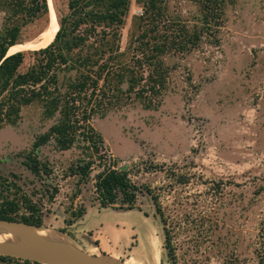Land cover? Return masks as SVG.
Here are the masks:
<instances>
[{
  "label": "rangeland",
  "instance_id": "rangeland-1",
  "mask_svg": "<svg viewBox=\"0 0 264 264\" xmlns=\"http://www.w3.org/2000/svg\"><path fill=\"white\" fill-rule=\"evenodd\" d=\"M1 1L0 32L5 26ZM67 3L51 0L57 22L68 12ZM48 7L46 16L21 27L17 44L40 39L51 21ZM222 8L217 32L206 31L188 51L170 49L158 56L163 86L154 96L147 93L155 100L145 107L136 91L147 81L139 77L151 68L145 53L136 63L135 57L142 58L138 36L144 30L146 38L176 34L179 25H185L182 34L203 28V13L197 0H165L158 26V20L139 19L142 5L130 0L119 52L135 67L136 87L124 105L89 119L102 139L104 160L93 165L86 180L69 176L67 168L85 156L84 150H58L50 138L34 152L51 173L34 175L25 157L55 119L42 117L37 105L27 106L17 124L0 128V175L18 186L7 183L9 189L0 193L27 195L38 205L42 226L61 231L90 254H109L126 264H264V0H229ZM34 47L19 50V72L34 63V51L40 49ZM103 165L126 171L139 188L132 209L99 207L94 177ZM80 209L87 220L124 218L118 223L122 234L98 225L94 233L82 229L77 222L84 214L73 217ZM19 213L27 212L21 208ZM0 264L26 263L14 258Z\"/></svg>",
  "mask_w": 264,
  "mask_h": 264
},
{
  "label": "trees",
  "instance_id": "trees-1",
  "mask_svg": "<svg viewBox=\"0 0 264 264\" xmlns=\"http://www.w3.org/2000/svg\"><path fill=\"white\" fill-rule=\"evenodd\" d=\"M197 1L203 13V28L196 26L182 34L185 25H179L182 27L176 30V34L171 31L162 37L149 38H146L147 32L144 30L136 40V50L142 54L141 60L135 57L136 63H142L146 54L145 62L151 68L148 76L139 77V81H147L136 91L138 98L146 100L145 107L153 105L155 98L152 96L158 94L159 87L163 86L164 71L158 74V56L170 49L188 51L198 44L203 33L217 32L221 25L222 7L229 0ZM139 2L142 14L138 18L148 24L158 20L160 26L165 0ZM129 4L130 0H68V12L58 18L59 27L52 42L34 51V63L26 71L19 72L23 53L17 51L6 55L9 48L19 42L22 26L48 14V1H1L5 26L0 32V128L17 124L23 108L31 105L39 107L42 117L55 119L42 135L35 138L32 154L25 157V165L34 175L49 176L51 173L47 164H40L34 152L50 138L58 150H68L74 146L84 150L85 156L67 168L69 176L78 175L80 180H86L93 165L104 160L103 153H100L102 139L90 125L89 119L95 114L103 115L112 107L124 105L131 98L128 94L136 87L138 79L135 78V67L123 60L124 53L119 52L120 29L128 14ZM165 26L164 30H168L169 25L166 29ZM125 82L127 86L122 88ZM7 183L18 187L8 177L0 175V192L3 188L9 189ZM138 189L126 171L114 169L112 165H103L94 177V193L100 208L132 209ZM1 196L4 198L0 218L30 225L42 224L38 205L27 195H14L12 198ZM21 208L27 213H19ZM83 214L84 210L80 209L73 213V217L77 219ZM66 224H72V220H67ZM165 242L167 247V236ZM11 259L14 258L0 256V260Z\"/></svg>",
  "mask_w": 264,
  "mask_h": 264
},
{
  "label": "water",
  "instance_id": "water-1",
  "mask_svg": "<svg viewBox=\"0 0 264 264\" xmlns=\"http://www.w3.org/2000/svg\"><path fill=\"white\" fill-rule=\"evenodd\" d=\"M8 55L10 54H7L6 56ZM12 226L31 227L37 231L47 229L42 225H30L21 221L0 218V227L10 228ZM0 256L13 257L39 264H126L124 260L112 257L109 254H88L86 251L78 248L72 243L61 246L47 244L19 245L0 243Z\"/></svg>",
  "mask_w": 264,
  "mask_h": 264
},
{
  "label": "bare ground",
  "instance_id": "bare-ground-1",
  "mask_svg": "<svg viewBox=\"0 0 264 264\" xmlns=\"http://www.w3.org/2000/svg\"><path fill=\"white\" fill-rule=\"evenodd\" d=\"M47 1L48 5L50 6L52 17L50 23L48 24V27L45 29L40 39L33 44H14L9 48L7 54H11L19 50H24L26 48L29 49L30 45L35 46L34 48H42L52 41L58 30V22L51 10V0ZM46 228V230L37 231L34 228L25 226H12L10 228L0 227V243H11L19 245L47 244L59 246L70 244L68 238L64 233L52 228Z\"/></svg>",
  "mask_w": 264,
  "mask_h": 264
},
{
  "label": "crops",
  "instance_id": "crops-1",
  "mask_svg": "<svg viewBox=\"0 0 264 264\" xmlns=\"http://www.w3.org/2000/svg\"><path fill=\"white\" fill-rule=\"evenodd\" d=\"M129 213L132 214L136 219L138 218L136 213H131L130 211ZM123 215H126V214H123ZM125 222L126 220L124 218L123 219H111V220L104 218L103 220H101L100 218L93 217V219L87 220V213H86L80 218L77 224L82 225V229L89 230V231L93 230V233L97 230L96 225H98L107 233H109L110 231H114V232H118V234H122L121 231H118L119 230L118 225L123 224ZM110 240L113 243H117L116 237L112 234L110 235Z\"/></svg>",
  "mask_w": 264,
  "mask_h": 264
}]
</instances>
